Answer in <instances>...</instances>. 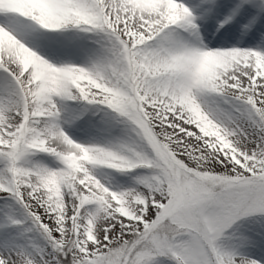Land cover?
I'll list each match as a JSON object with an SVG mask.
<instances>
[{
    "label": "snow or ice",
    "instance_id": "obj_1",
    "mask_svg": "<svg viewBox=\"0 0 264 264\" xmlns=\"http://www.w3.org/2000/svg\"><path fill=\"white\" fill-rule=\"evenodd\" d=\"M257 248L264 0H0V264Z\"/></svg>",
    "mask_w": 264,
    "mask_h": 264
},
{
    "label": "rangeland",
    "instance_id": "obj_2",
    "mask_svg": "<svg viewBox=\"0 0 264 264\" xmlns=\"http://www.w3.org/2000/svg\"><path fill=\"white\" fill-rule=\"evenodd\" d=\"M249 227H251L254 231H261L259 225L256 224H250ZM258 240L262 239L261 237H257ZM256 251H264V249L257 248Z\"/></svg>",
    "mask_w": 264,
    "mask_h": 264
}]
</instances>
